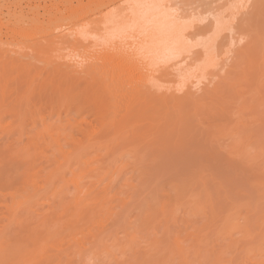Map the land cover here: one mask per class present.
I'll use <instances>...</instances> for the list:
<instances>
[{
  "label": "rangeland",
  "instance_id": "1",
  "mask_svg": "<svg viewBox=\"0 0 264 264\" xmlns=\"http://www.w3.org/2000/svg\"><path fill=\"white\" fill-rule=\"evenodd\" d=\"M20 1L36 8L34 14L31 7L24 9L29 15L25 23L33 17L36 28L60 14L67 16L70 8L68 0ZM168 1L173 5L177 0ZM95 2L74 0L71 6L87 8ZM239 2L177 1L183 6L181 17L195 19L194 33L208 30L186 43L214 44H208L215 55L204 88L193 100L177 96L176 107L168 96V105H157L158 94L149 102L159 109L150 106L140 117L149 102L135 107L138 113L107 138L120 136L103 161L105 151L97 152L95 146L110 133L89 137L107 119L85 95L87 83L75 78L70 87L57 85L47 62L30 59L37 91L30 101L31 116L26 113L29 119L38 117L35 143L24 152L26 136L24 143H18L17 133L0 138V232L7 230L4 236L0 233V243L6 246L7 240L18 252L13 264H264V65L259 67L264 62V0H249L247 9L230 7ZM219 15L232 23L216 36L214 17ZM194 48L192 55L200 46ZM201 59L202 54L195 56L196 64ZM126 81L128 87H140L141 75L132 73ZM75 121L82 123L84 133L71 129L69 123ZM119 154L116 172L107 178L102 170L92 175ZM80 158L87 165L81 164L74 178L81 189L77 200L83 204L76 211V188L68 180ZM230 222L234 228L228 229Z\"/></svg>",
  "mask_w": 264,
  "mask_h": 264
},
{
  "label": "bare ground",
  "instance_id": "2",
  "mask_svg": "<svg viewBox=\"0 0 264 264\" xmlns=\"http://www.w3.org/2000/svg\"><path fill=\"white\" fill-rule=\"evenodd\" d=\"M72 1L74 0L67 1L70 6V8H68L69 12L67 16L63 17L60 14V16L53 17L54 21L50 22L49 24H45L47 25V26L44 25L46 28H44L43 25L41 26L39 24H38L39 28H36L37 26L35 24V21H37V19H34L33 17L31 18L33 21L29 20L28 23H25L26 22L25 18H27L29 15L26 16V13H24V9H28L30 11V7L32 8V6H30V1H28L29 4L27 2V4L22 5V2L20 0L18 1L0 0V138L6 140L8 139L9 135L12 136L14 133L15 134L17 133L18 135H20L19 137L23 139L21 140L18 137L17 141L19 139L20 143H22L21 141H23L24 143L23 137L26 136L27 143L25 140L26 143L25 146L23 144V147L24 148L26 147V149L23 150L24 152H27L28 148L32 147L35 143L34 141L36 135H32V132L36 129L38 117L32 118L33 115L32 117H30V119L28 117L30 114V109L32 107L31 105L32 102L30 101L34 99L37 91L36 90L37 88L34 87L35 84L33 77L35 76L34 75L32 76V73L34 72L32 68L33 62H30L34 60L36 57L35 59L36 61L43 60V63L47 62V64L51 66L50 68H52V78L57 79L58 81L56 83L57 85H60L63 82L64 83L63 87L65 88L70 87L72 83V79L75 78H77V80L80 79L78 82L84 81L85 83H87V86L84 88L85 95L89 98L91 102L95 103L99 111L102 110L105 112L106 114L105 118L107 119L105 123L98 122L100 124L98 125V127L100 128L94 129L91 132L92 135H90L89 137L90 139L93 140L94 139L93 136L97 135L103 130L104 131L106 130V132L110 133L109 136L107 137L105 136L106 138L104 140L97 141L95 146L96 147L95 151L99 152L98 150L100 149L105 151L103 157L100 158L101 160L99 159V161H103L108 157L110 158V154L113 153L112 149L114 148L112 146L114 143L116 144L117 138H119L120 136L117 135L119 137L115 136L116 138L112 137L109 140H107V138L111 137L110 135H112L114 131L117 132L116 129L118 127L121 128V125L127 124V122H129L131 118H133L138 113L137 111L134 112L135 107L139 106V109H141L143 105L147 104L152 99H155L156 95L158 94H160L159 95L160 98L157 101L158 102L157 105L160 106L168 105V103L166 104L167 96H168L169 97L168 99L172 100V102L170 101L172 106L176 107L177 104L174 101L178 100V99L176 100V98L177 96H180V94H182V96L184 97H187L188 99L193 100L197 96V94L203 90L204 88L203 78L206 76L205 74L207 73L206 71L208 70V68L212 65L211 64L213 62L212 59L215 55L213 54L215 48L214 47L211 48V46H214L213 44L214 39L212 41L213 45H211V41H209L210 43L206 42V44H204L203 42L202 44L201 42H198L197 45L192 44L193 46L189 45V43H186L189 42L188 41L189 38L197 35L198 36L203 35L204 32L208 31L206 30L205 27V29H203L202 31H196V33H194L195 27L192 26V22L195 23L196 21H194L195 20L194 18L192 19L190 18L191 20L189 19V21H191V23L187 24L183 32V39H184L183 59L180 60L178 65H173L172 67L162 70L157 75L156 84L155 86H153L146 82L144 75L138 70L137 66L131 62L128 55L122 51V45L120 40L112 39L111 34L115 31L116 27L121 22V20L120 17L118 16L115 23H109L108 26L106 27L105 17H106V13L109 10L105 6L107 5L115 6L130 2L133 3L163 2L169 4V1L168 0H96L97 3L95 2L96 4L94 6L92 7L89 6L91 8L87 6V8L89 9L85 8L86 6L85 7L81 5L79 6L80 3L78 4L77 7H72L71 6ZM177 1L174 2L175 5ZM191 1H193V4L195 3V0H191ZM239 1L245 5V8L247 5H249L247 4L249 3L248 2L249 0L247 1L244 0L245 2L243 0L242 1L238 0V2ZM35 9L32 8L30 14L32 13L34 14L36 12ZM187 11L188 12L190 11L189 14H192L193 15L192 17H194L193 14L194 9L191 10L189 9ZM120 15L122 16L123 13H121ZM214 26H215L214 35L216 34L218 35L220 29L219 30L217 29L216 20ZM229 36H230V44L232 45L233 44L231 40L232 34L230 33ZM208 44H210L211 46H209ZM199 46L200 49H202V51H199L200 50L198 48ZM194 47L198 48L199 50L196 49V51L194 52L195 55H192L193 54L192 51L193 49H195ZM227 53L225 55H227ZM199 54H202V59L199 60L198 63L196 64L195 56ZM109 57L110 59L106 60ZM116 57L120 59V63L118 64L114 63V58ZM24 61L25 62L27 61L29 63L27 64ZM262 64L264 65L263 61L259 63V67L260 66L263 67ZM185 65L186 68L184 67ZM193 65L194 67H192ZM187 66L191 68L190 72L185 71L188 68ZM259 67L256 66L257 70L255 72L258 74V76L262 72L261 68ZM190 68L188 69V71L190 70ZM100 71H102V73ZM99 73L101 75H98ZM132 73H137L141 75L142 81L140 87L137 86L131 88L126 85L127 83L126 78ZM161 82L163 84L166 83L165 86L163 85V88H161L162 85ZM77 84L78 85H74V86H76V88L79 89L80 83ZM10 87H12L13 89L11 88L12 89L11 90ZM55 89L57 93L59 88H55ZM61 89L59 90L60 92L62 91ZM8 90H10V92L11 91L13 92L12 96L11 94L9 96ZM135 99L137 100V102L133 103ZM170 103L169 105H171ZM148 105H149L148 108L143 107L140 111L138 110L139 114H137L136 117H140L141 115H143L144 111L145 114L149 113L150 110H152L151 107H153L154 109L158 107L156 104H151V102H149ZM98 110L96 111V113L98 112ZM26 111L29 114H27ZM31 114H32V110H31ZM167 114L165 112V115ZM178 116L179 115L177 114L176 119L178 118ZM28 119L30 121L29 123L26 122V120L28 121ZM7 120H11V123L6 124ZM25 123H26V127L28 126L27 124L31 125V129L29 128L30 130H25L26 129V127L24 126ZM69 126L71 127L72 130H76L79 133H84L83 130L85 128H82V123H78L77 121H75L73 123H69ZM46 134L48 136L50 134V131L48 129L46 130ZM56 140L57 139H54V142H56ZM79 144H80L79 142L76 143L77 146ZM56 147L59 150L61 149L57 145ZM80 153H82L81 150ZM16 155H19V153H17ZM69 155L70 153H65L66 157H69ZM121 157L122 154H119L114 158H111V161L108 162L104 167L93 169L91 172L92 175L97 174L102 170L105 175V178H107V176H110V174L116 172L115 168H117L116 167L117 164L121 161ZM76 164H78V166L75 170L70 172V177L68 182L73 184L76 188V196L74 197L73 202L75 203L74 206L77 207L76 208L77 211L79 210L78 207L81 204V201L77 200L78 195L81 193V189L80 186L76 184V180L74 178L79 168L81 167L80 165L82 164V168H84L83 165L84 164L87 165V164L84 160H82V158L76 161ZM118 174H121V172H119ZM65 175L66 174L63 173L61 176L64 177ZM31 198L32 197L26 199L25 203L30 204ZM193 201L194 203L199 202L198 199L192 200V202ZM90 211H92V209ZM14 220L15 218H13L12 223L15 222ZM98 222L99 223L96 222L99 227L98 229L102 231V229L104 228L103 227L104 223L101 222L100 220ZM230 223L229 226H227L228 229L233 227L232 223L231 224ZM4 230L5 229H3L0 232L3 233V236H4ZM76 242L79 245V249H81L83 246L81 244L80 239H76ZM8 243L9 242L7 240H6V246L3 245V242L0 243V264H7L10 262L11 264H13L12 262L13 259L16 256H18L17 255L18 252L12 249ZM30 249L31 248L29 247L28 251H30ZM31 251H33V249ZM8 257H10V259Z\"/></svg>",
  "mask_w": 264,
  "mask_h": 264
},
{
  "label": "snow or ice",
  "instance_id": "3",
  "mask_svg": "<svg viewBox=\"0 0 264 264\" xmlns=\"http://www.w3.org/2000/svg\"><path fill=\"white\" fill-rule=\"evenodd\" d=\"M105 7L109 10L105 17L106 27L115 23L118 16L121 20L111 34L112 39L120 40L122 51L137 66L148 84L155 86L156 77L162 70L178 65L183 59V32L191 21L181 17L182 5L130 2ZM230 7L240 10L245 5ZM214 19L218 30H230V19L223 15Z\"/></svg>",
  "mask_w": 264,
  "mask_h": 264
}]
</instances>
